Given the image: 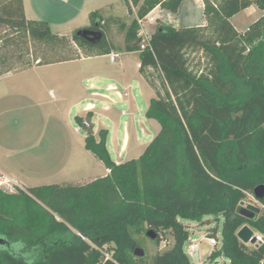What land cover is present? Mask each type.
Masks as SVG:
<instances>
[{"label":"trees","instance_id":"trees-1","mask_svg":"<svg viewBox=\"0 0 264 264\" xmlns=\"http://www.w3.org/2000/svg\"><path fill=\"white\" fill-rule=\"evenodd\" d=\"M122 1L128 13L136 10L128 24H117L123 34L119 49L138 51L140 71L152 68L159 76L162 91L151 82L156 94L145 112L159 130L137 158L116 163L106 146L107 130L99 129L96 138L86 128L84 147L108 169L106 175L82 184L0 187V264H145L134 251L137 235L148 230L156 233L157 244L166 235L173 240L151 264H190L183 250L189 230L181 220L203 223L210 215L223 217L221 247L210 258L222 254L229 264H260L264 243L249 247L237 232L248 225L264 235V199L253 219L237 209L264 184V13L242 34L230 18L252 5L264 11V0H202L204 25L157 23L144 49L138 20L156 6L176 13L183 0ZM89 19L68 37L44 20L26 19L22 0H0V26L22 38L52 47L73 42L90 54L117 49L108 37L110 19L97 10ZM81 29L101 37L90 42L77 34ZM186 48L202 51L208 68L193 72ZM10 57L0 53V65ZM60 59L69 57L49 61ZM75 120L85 127L84 119Z\"/></svg>","mask_w":264,"mask_h":264},{"label":"crops","instance_id":"crops-1","mask_svg":"<svg viewBox=\"0 0 264 264\" xmlns=\"http://www.w3.org/2000/svg\"><path fill=\"white\" fill-rule=\"evenodd\" d=\"M199 2L203 9L202 1ZM120 6L125 7L122 0H22L26 19L44 20L53 32L66 36L77 28L88 26L89 13L94 10L99 11L103 19L107 18L112 22L113 14L109 10H117ZM158 10L162 8L154 7L143 22L148 23L149 14ZM157 23L164 24L161 18H157L149 33ZM53 24H68L71 28L70 31L53 30ZM204 24L205 22L202 25ZM122 44L104 54L84 53L78 48L82 53L69 59L37 61L24 67L2 65L5 67L0 68V179L10 180L17 187H26L20 184L18 177H14L20 174L18 167L24 166L22 157L17 154L25 151L33 140L35 142L37 132L34 123L38 118V109L41 112L38 115L41 114L44 118H52L54 111L57 113L58 106L63 107V112L73 107L79 110L75 118L86 119L89 114L87 119L96 138L99 129L107 130L106 146L116 163L123 161L131 137L137 145L140 144L139 137L144 136L149 140L151 135L146 129L144 113L149 100L156 94L150 77L151 73L157 75V72L148 68L145 74L142 73L139 52H123L119 49ZM111 53L117 54L115 60L110 59ZM52 88L58 92L59 103L56 105L49 102L55 97L51 92ZM67 99L71 100L70 104ZM93 119L98 125L96 129ZM48 142L51 148V136ZM50 151L47 153L46 150L44 157L52 167L53 155ZM112 152L116 154V158H113ZM67 164L68 160L61 163V166L69 174L77 169L74 162L72 165ZM5 170L10 174L5 175ZM107 173L108 169L103 165L99 176L87 175L85 178L63 183L88 182Z\"/></svg>","mask_w":264,"mask_h":264},{"label":"rangeland","instance_id":"rangeland-1","mask_svg":"<svg viewBox=\"0 0 264 264\" xmlns=\"http://www.w3.org/2000/svg\"><path fill=\"white\" fill-rule=\"evenodd\" d=\"M132 10L133 12L131 14L127 13L124 6H120L117 10H109V12H112L113 14V20L112 22L108 23L111 28L108 32V37L115 43V45H121L123 38V34H121V32L118 30L117 24L119 20H124L128 24L135 16L136 8L133 7ZM263 13V10L259 9L255 5H252L251 8L242 9L234 14L230 18V22L236 31L242 34L246 32L250 24L262 16ZM157 18H161L164 24L171 25L175 28L199 26L205 22L203 17V9L201 8L199 0H184L181 3L177 13H170L165 9L155 12L153 11L147 18L148 23L142 22L143 30L145 32H149L151 30L152 24L156 22ZM52 28L53 30L58 31H70L71 27L68 24H53ZM209 34V30H207L206 35L208 36ZM70 35L71 34H68L67 36L69 37ZM0 38L3 39L0 53L4 52L11 56L9 63L5 65L8 67H22L25 65L22 62L24 60H29V63L34 64L37 61L45 62L62 57H76L82 53H80L77 46L73 42H69L65 45L59 44L52 47L40 41L32 40L28 37L22 38L20 35L14 34L5 26H0ZM184 53L188 66L193 72L200 73L201 71L208 68L209 64L207 57L199 49L186 48ZM5 66L0 65V68L3 69ZM150 81L154 83L158 90L162 91V87L159 85L158 75L151 73ZM51 92L55 95V97H51L52 99H50V101L48 97V101L53 102V104L56 105L59 103L58 92L55 88H52ZM70 101V99H67L68 104H70ZM58 107L59 109L57 113L54 111L52 118H44L43 115H38V113L41 112L37 108L38 118L36 123H34L37 132V135L34 136L35 142L33 140L25 151L17 154V156L22 157L21 160L23 161L24 166L21 168L18 167L20 174H16L14 177H18L20 184L26 187L63 183L64 181L85 178L87 175L99 176L103 170V165L99 163L98 159L84 147L86 128L92 129V125L90 123L88 126L85 125V127L80 125L75 120V116L80 111L76 110L74 107L71 108V110H65L64 112L62 109L63 107ZM144 118L146 129L151 136H149V140L145 139L144 136L139 137L138 141L140 144L138 145L131 137L127 151L124 154L123 161L137 158L143 152L145 145L151 141V139L159 130V124L155 119H148L146 116ZM84 120L89 122V119L87 118ZM92 122L95 124L94 128L96 129L98 126L97 122H94V119ZM50 136L51 148L49 146L50 142H48ZM146 140L147 142H145ZM46 150L47 153H49L51 150L50 152L53 155L52 167H50V161L44 157ZM76 155L78 158H75ZM112 156L113 158H116V154L114 152H112ZM67 160L69 165H72L74 162V167H77V169L70 174L66 172L64 166H61V163ZM1 162L3 161L1 160ZM4 173L5 175L10 174L6 170ZM1 180L5 179L3 178ZM82 183H85V181L78 184ZM0 187L6 191H14L16 186L12 185L11 181L8 180L2 183ZM203 219V223L193 220H181L189 230V238L183 246L184 252L187 251L188 243L195 241L199 246L201 264H229L228 259L222 254L216 255L214 258L209 257L211 251L221 247V227L223 223L222 215H218L217 217L210 215L204 217ZM213 229H216L217 231L215 235L217 240L216 245H211L208 242L209 234ZM137 238L140 244L139 247L145 251V264H151L153 255L158 250H164L165 248L169 247L173 242L172 237L169 235H166L165 238L160 239L158 244L154 240L148 238L145 233H139ZM246 244L247 246L252 247L248 242ZM12 246L16 248V245ZM188 259L190 264H196L195 259L192 257L188 256Z\"/></svg>","mask_w":264,"mask_h":264},{"label":"water","instance_id":"water-1","mask_svg":"<svg viewBox=\"0 0 264 264\" xmlns=\"http://www.w3.org/2000/svg\"><path fill=\"white\" fill-rule=\"evenodd\" d=\"M78 35H81L83 38L86 40L93 42L101 37V33L99 31H92L89 29H81L77 31ZM253 195L256 199L259 201L264 199V184H259L253 188ZM238 213L246 218L253 219L256 214L260 212V209L256 206L253 205H247L243 206V201L241 200L238 205L237 209ZM253 231L248 225H243L237 232L238 238L244 242H254V237H252ZM146 236L150 239H155L156 238V233L152 230H148L146 232ZM111 247L114 248L115 244L114 242H111ZM134 255L138 257H143L145 255V251L140 248L136 247L134 251Z\"/></svg>","mask_w":264,"mask_h":264},{"label":"built area","instance_id":"built-area-1","mask_svg":"<svg viewBox=\"0 0 264 264\" xmlns=\"http://www.w3.org/2000/svg\"><path fill=\"white\" fill-rule=\"evenodd\" d=\"M139 22V31H138V35L140 36V49H144L146 48L148 45H149V32H145L143 30V27H142V22L141 20H138ZM117 57V54L115 53H111L110 54V59L111 60H115V58ZM83 124L88 126L89 125V122L87 121H83ZM5 181H8V180H1L0 179V185L2 183H4ZM243 201V206H247V205H253V206H256L260 209V211L262 210L263 208V204L261 203V201H259L258 199H256L252 194H248L246 199L242 200ZM251 230L253 231V235L252 237H254V242H248L252 247L256 248L258 247L259 245H261L262 243H264V235L255 231L254 229L251 228ZM208 242L211 244V245H216L217 244V240H216V237H208ZM187 256L189 257H192L193 259H195V263L196 264H201L200 263V256H199V246H198V243L195 242V241H191L188 243V246H187V251L185 252ZM106 258L109 257L108 254L105 255ZM260 264H264V257L262 258Z\"/></svg>","mask_w":264,"mask_h":264},{"label":"clouds","instance_id":"clouds-1","mask_svg":"<svg viewBox=\"0 0 264 264\" xmlns=\"http://www.w3.org/2000/svg\"><path fill=\"white\" fill-rule=\"evenodd\" d=\"M17 247H22V245H17Z\"/></svg>","mask_w":264,"mask_h":264}]
</instances>
